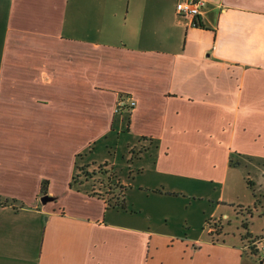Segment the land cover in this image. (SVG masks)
Instances as JSON below:
<instances>
[{
  "label": "crops",
  "instance_id": "obj_1",
  "mask_svg": "<svg viewBox=\"0 0 264 264\" xmlns=\"http://www.w3.org/2000/svg\"><path fill=\"white\" fill-rule=\"evenodd\" d=\"M181 1L0 0V264L249 262L213 233L129 223L99 189L97 166L122 171L127 152L176 193L264 161V0H206L196 16ZM101 141L128 151L93 156ZM77 165L97 180L72 185Z\"/></svg>",
  "mask_w": 264,
  "mask_h": 264
},
{
  "label": "rangeland",
  "instance_id": "obj_2",
  "mask_svg": "<svg viewBox=\"0 0 264 264\" xmlns=\"http://www.w3.org/2000/svg\"><path fill=\"white\" fill-rule=\"evenodd\" d=\"M247 143L253 147V142L248 137ZM141 149L137 147L135 157L140 154ZM96 150L93 156L101 157V153L104 152L103 155L113 158L119 154L121 161L128 147L124 141H120L116 146L106 149L105 142L101 141ZM126 154L129 160L132 154L130 152ZM128 160L122 171L106 167L108 170L104 173L106 178L103 181L107 182L108 186L105 188L99 186L100 192L112 201L113 210L121 211L127 222L144 223L156 229L168 230L175 235L194 239L202 237L211 239L213 233L214 241L222 242L224 238L230 242L235 241L244 254V260L249 261L247 264H264L263 160L254 157L232 168L225 186L213 184L207 179H198L196 182L180 181L182 188L178 189L177 193L165 191L171 189L162 187L160 190L164 192L156 191L152 186L157 178L149 176L148 173L143 176V172L132 167V158ZM128 164L130 166H127ZM97 167L105 170L103 165ZM92 173L95 174V171ZM90 180L96 181V176ZM125 182L129 185L126 186ZM124 195L125 205L122 204ZM116 201L120 203L115 204ZM245 222L249 224L248 229ZM247 230H252L258 235L247 236Z\"/></svg>",
  "mask_w": 264,
  "mask_h": 264
},
{
  "label": "built area",
  "instance_id": "obj_3",
  "mask_svg": "<svg viewBox=\"0 0 264 264\" xmlns=\"http://www.w3.org/2000/svg\"><path fill=\"white\" fill-rule=\"evenodd\" d=\"M206 0H185L178 2L177 11L182 15L196 16L202 13ZM137 102L132 97L120 99L117 103V112L124 108L133 109Z\"/></svg>",
  "mask_w": 264,
  "mask_h": 264
},
{
  "label": "trees",
  "instance_id": "obj_4",
  "mask_svg": "<svg viewBox=\"0 0 264 264\" xmlns=\"http://www.w3.org/2000/svg\"><path fill=\"white\" fill-rule=\"evenodd\" d=\"M79 156H81V155H79ZM231 161H232V159H231ZM77 168L79 169V171H77L76 174L74 175L72 185H74L76 182H78L79 178H81V177H83V179L86 181V180H89L90 178L94 177L95 174H98L96 172H95V174H93L92 173L93 171L91 172V171L87 170L86 167H81L79 165H77ZM102 170L103 169L99 168V170L97 172H99V174H102V175H104V173H107L106 169L104 171H102ZM100 183H102L103 185L105 184V182L103 180ZM47 185H48V181L47 180L43 181L42 188H41V193L43 195L47 194ZM94 193H97V192H94ZM103 196H105V194ZM124 201H125V195H124V199L122 201V204L124 203ZM107 202H108V205L110 206L112 201H110V199H107ZM119 203H120L119 201L115 202V204H119ZM124 205H125V203H124ZM250 214H252V213L250 212ZM251 216H253V214ZM245 225H247V229H248L249 224L245 222ZM216 232H217V230H216ZM218 233H220V232H218ZM251 234L252 233L249 230H247V236H251Z\"/></svg>",
  "mask_w": 264,
  "mask_h": 264
},
{
  "label": "water",
  "instance_id": "obj_5",
  "mask_svg": "<svg viewBox=\"0 0 264 264\" xmlns=\"http://www.w3.org/2000/svg\"><path fill=\"white\" fill-rule=\"evenodd\" d=\"M52 199V197L48 196V195H43L41 200L45 203L47 202L48 200Z\"/></svg>",
  "mask_w": 264,
  "mask_h": 264
}]
</instances>
